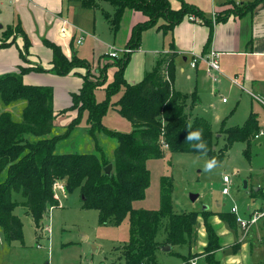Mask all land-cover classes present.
<instances>
[{"label": "trees", "instance_id": "trees-1", "mask_svg": "<svg viewBox=\"0 0 264 264\" xmlns=\"http://www.w3.org/2000/svg\"><path fill=\"white\" fill-rule=\"evenodd\" d=\"M81 2L85 8L94 10L101 8L102 3L110 4L115 11L113 15H105L115 34L127 10L142 13L147 20L134 26L127 44L132 52L140 49L144 32L152 28L167 34L187 15H196L205 20L202 11L183 2L179 10H174L168 0ZM262 2L264 0H255L248 6L233 3L232 13L238 16L250 13ZM216 15L219 16V13ZM230 15L228 13L224 21ZM216 19L220 21L219 17ZM161 21L164 24L160 25ZM16 32L24 43L20 57L29 68L20 67L19 72L0 77L2 102L6 106L25 102L19 122L14 121L10 113L0 112V231L5 241L8 244L23 241V224L14 214L18 203L13 201V194L23 195L28 214L36 227L41 229L49 212L60 206L55 185L61 183L65 187L64 193H80L83 208L99 212L101 224L113 222L120 225L130 216V241L120 250L127 264H159L158 252L164 246H187L190 253L197 244L198 217L201 212L175 214L167 195L169 190L165 189L167 178L162 181L164 192L160 210H136L133 207L135 202L145 199L150 186L149 160L163 158L166 150L171 153L205 155L203 150L195 147L199 141L186 140L188 132L202 129V140L207 146L206 156L220 162V156L218 158L214 148L215 135L208 121L193 117V109L200 103L197 93L176 91L171 84L175 55H159L154 70L140 83L129 85L125 80V71L131 53H125L114 59L113 63L96 70L100 79L95 80L91 65L79 58L75 50L69 58L59 45L46 38L42 42L52 52L51 67L45 69L40 64L32 65L29 61L32 42L21 24ZM12 35V30L0 33V50L17 45L18 37L11 39ZM110 65L116 68L114 79L105 87L106 100L98 102L96 90L106 85V71ZM81 69L86 70L82 77L83 84L78 93L71 95L70 110L62 112L77 111L76 118L67 126L65 138L71 135L84 113H87V130L96 142L98 153L59 154L57 144L61 139L51 137L56 128L54 91L50 87L26 85L23 77L31 73L66 77ZM122 89L123 95L112 104L113 97ZM111 106H116L121 116L132 124V132H114L104 126L103 119ZM222 127L224 130L225 124ZM258 132L257 118L251 114L243 126L226 128L224 134L230 146L237 141L246 142L249 146ZM100 133L117 142L113 161L107 160L99 148L97 136ZM110 164L113 166L112 174L106 175L105 168ZM202 214L209 235L208 245L204 249L206 262L221 264L215 255L221 244L209 220L213 214L205 211ZM220 216L231 229L237 228L235 214L229 212ZM161 231L164 236L159 239ZM191 259V255L184 257L186 263Z\"/></svg>", "mask_w": 264, "mask_h": 264}, {"label": "rangeland", "instance_id": "rangeland-1", "mask_svg": "<svg viewBox=\"0 0 264 264\" xmlns=\"http://www.w3.org/2000/svg\"><path fill=\"white\" fill-rule=\"evenodd\" d=\"M10 2L11 0H0V33L12 30L13 35L10 38L18 37V40H20L17 41L19 47L18 45L14 46L18 47L20 53L24 43L16 30L22 23L20 16L14 13L13 5ZM68 8L70 9L67 16L69 23L78 27L76 29L79 32L83 31L85 33L83 43L78 44L77 39L73 41L75 53L91 65L94 79H100L96 70L114 62V59L106 57L110 47H115L119 56L125 55L123 53L124 49L130 50L128 46L125 47L126 40L124 42V37H121L123 20L119 31L115 34L105 15L106 13L113 15L115 11L110 4L102 3L101 8L95 10L85 9L79 4H70ZM86 30L95 32V37L91 33H87ZM28 37L36 45L34 53H39L42 57V43L30 35ZM145 44L144 47L141 44L140 49L135 50V52L141 53L144 58L154 56L150 48L155 49L158 46L155 35L146 33ZM98 46L103 50L106 48L107 52H101L102 49L97 51ZM103 55L106 58H103ZM142 60L144 61L143 58ZM22 62L24 61L22 60ZM35 64L37 63H32V65ZM21 67L29 68L25 62ZM151 67L152 65L150 66L149 62L145 61L141 64V67H137V72L142 73L139 80L143 78L144 70L151 71L149 70ZM115 70L116 68L113 65L107 67L106 85L96 90V100L98 102L106 100L105 87L113 81ZM186 73H191V69L186 67ZM85 74L86 70L81 69L77 73L74 72L66 77L80 78L83 84L82 77ZM2 76L0 75V77ZM211 80L212 78L208 79L207 75L206 82H202L205 87V92L201 96L202 104L200 107L193 109V117L194 119L204 118L208 121L215 135L214 148L218 158L220 156V162L211 171H207L206 165L211 161L208 156L193 153H171L166 150L163 158L148 161L150 186L146 191L145 199L133 204L134 209L147 211L161 209L163 178L168 179L165 189L169 190L167 195L171 199V208L175 214H188L193 211L202 213L201 210L205 207L212 210L213 213L217 211L228 213L232 207L237 206L239 215L243 217L248 206L255 207L261 204V200H254L253 196L264 199V135L260 138H253L249 146L248 143L239 141L230 146L222 127L225 120L227 123L226 128L243 125L249 118V113L255 104L252 106L251 99L248 98L249 94H246V96L241 95L244 93L243 86L239 85L237 87L234 83H231V86L229 83L224 88H219V94L213 96L207 91V89H212ZM122 95L123 89L113 97L112 104L116 103ZM223 99H226L228 104H224ZM237 101H240L239 105H237ZM259 106L261 108L259 112L260 126L261 129H264V107ZM24 107L25 102H17L6 106L0 98V112L10 113L14 121H21ZM257 108L259 107L257 106ZM87 119L88 114L84 113L80 123L67 138H65L67 126L63 128L60 123L55 124L56 128L51 137L61 139L57 144L59 154L98 153L96 142L87 130ZM103 124L108 130L114 132L129 134L133 130L132 124L121 116L116 106L109 108L106 117L103 119ZM97 141L104 157L109 161H113L117 142L101 133L98 134ZM226 149L227 151H224ZM224 176H229L231 180L230 194L227 196L222 192ZM259 188L262 189L257 192ZM191 195H199L198 200L193 203ZM12 197L13 201L18 203L14 209V214L23 224V241L8 244L0 231V264H127L120 250L130 241L129 215L120 225L113 222L101 224L98 211L83 208L78 191L69 194L59 192L60 206L49 212L48 218L44 221V227L39 229L24 206L23 195L14 193ZM212 211H206V213L209 214ZM201 217L204 226L200 229L207 234L206 239L208 241L209 235L204 221L205 217L203 214ZM260 226L261 224L258 225L259 228ZM211 228L216 233V228L213 225ZM256 228H251V231ZM240 229L239 227L237 230L238 232L241 231L240 238L250 233V230L243 231ZM163 236L164 233L161 231L159 239ZM259 239H255L253 247L256 248L261 244ZM90 244L99 247L97 253H90ZM262 244L264 245V242ZM185 249H188L187 246H179L176 247L175 251L181 254L182 250ZM253 257L264 260V249H253ZM158 261L159 264L183 263L177 255L164 254L161 250L158 252ZM201 264L203 263L201 262Z\"/></svg>", "mask_w": 264, "mask_h": 264}, {"label": "crops", "instance_id": "crops-1", "mask_svg": "<svg viewBox=\"0 0 264 264\" xmlns=\"http://www.w3.org/2000/svg\"><path fill=\"white\" fill-rule=\"evenodd\" d=\"M81 1L83 0H11L10 4L13 5L14 13L20 16V21L26 33L36 38L43 46V50L41 51L43 55L40 57L39 53H34L36 45L32 43L31 56L29 57L30 63L35 62L45 69L51 67L52 52L43 45V38L59 45L67 57L70 58L73 55V40H78L81 33L76 29L78 27H75L68 21L69 18L67 16L70 13L68 6H70V4H79L85 8ZM168 1L174 10H179L182 6V2L190 7L199 9L202 11L205 20L196 15H187L179 25L167 34L158 31L157 28H152L144 32L142 36V46H146V33L155 35L158 46H156L155 49L150 48L151 52L154 54L152 57L147 56L144 58L139 52L131 53V59L125 71L126 82L129 85L140 83L149 72L154 70L159 55L173 53L175 55L174 71L171 78L172 80H170L174 90L188 94L196 92L200 99V103L196 106L197 108L202 104L201 96H203V92H205L203 83L206 82L207 75L208 79L212 78L211 81L213 84L212 89H207V91L213 96L219 94V88H224L229 83L230 86L231 83H234L237 87L242 85L244 93L241 95L246 96V94H249L250 96H248V98L251 99L252 106L255 104L249 113L250 115L254 114L256 116L259 127V132L255 134L254 138L262 137L264 135V129H261L260 126L261 120L259 112L261 108L259 105L264 107V2L258 5L252 12L238 16L232 13L234 4L237 6H248L255 0ZM217 12L219 16L216 15ZM228 13H231V15L224 21V17L227 16ZM190 17H195L198 20L192 21ZM218 17L220 18L219 22H217L216 19ZM146 20V17L142 13L131 10L125 12L122 24L123 33L121 36L124 37V42L126 40L125 47L128 44L134 26ZM63 21L69 23L66 27V34L62 33V29L64 28ZM162 24H164V21L160 22V25ZM88 32L95 37V32L89 30L87 33ZM18 47L13 46L0 50V75L17 73L19 68L24 65ZM101 49L102 48L98 46L97 51ZM105 51L107 52L106 48L101 50V52ZM213 54L217 56L220 65V74L210 72L205 61H199L196 67L192 68L191 64L195 59L201 57L207 60L211 58ZM103 58H106L105 55H103ZM142 58L145 62H149L152 67L149 69L151 71L145 69L144 75H142L143 78L139 80L142 73L137 72V67H141V64L144 62ZM186 67L191 69V73H186ZM24 82L26 85L50 87L53 89L56 125L60 123V126L64 128L76 118L77 111L62 112H65L64 110L67 109L70 110L69 108L72 106L71 95L73 93H78L82 86V80L80 78L74 76L56 77L51 74L31 73L25 76ZM223 103L228 104V101L224 102L223 99ZM239 103L240 101H237V105H239ZM257 106L259 108H257ZM223 124L226 126V120ZM261 132L263 135H259ZM258 135L259 137H256ZM253 199H260L261 204L255 207L248 206L247 212L243 216L245 219H248L253 211L264 207V199L257 196H253ZM259 206L261 207L259 208ZM201 211L206 212L212 210L203 208ZM195 212L200 213V211ZM212 214L209 220L216 228V233L221 244V248L215 255L221 264H264L263 259L260 260L253 257V249H264V245L262 244L264 242V219L258 224H261L260 228L258 225H254L255 227L253 226L252 229L258 228L253 231L250 229V233H248L247 236H242L240 238L239 234L241 231H237L239 226L236 225L237 228L231 229L228 224L222 220L220 215L225 213H220L218 211L213 213L212 211ZM201 216L200 213L198 217L199 231L197 244L190 253L188 249L182 250L181 254L176 253V247H172L171 252H164L162 249L161 251L164 254L177 255L181 258V262L183 263L185 262L184 257L191 255L194 256L191 260H196V264H201V262L207 264L204 249L207 247L208 241L206 239L207 234L200 229L204 226ZM240 216L242 217V215ZM256 238H260L259 241L261 244L255 248L253 247V242Z\"/></svg>", "mask_w": 264, "mask_h": 264}, {"label": "built area", "instance_id": "built-area-1", "mask_svg": "<svg viewBox=\"0 0 264 264\" xmlns=\"http://www.w3.org/2000/svg\"><path fill=\"white\" fill-rule=\"evenodd\" d=\"M190 20L197 21L198 19H196L195 17H190ZM213 20H214V18H213ZM68 25H69V23L67 21H63V26H64V28L62 29V33L63 34L67 33L66 27ZM80 33H81V36L77 40L78 44H81L84 41V34L85 33L83 31H80ZM109 49L110 50H109V52L107 54L108 58H110V59H118V58H120L119 54L117 53L118 51L116 50L115 47H110ZM123 53H132V51L124 49ZM199 61H205L207 63V65H208V67H209V71L210 72H216V73H219V74L221 73L220 72V65H219L217 56L215 54H213L212 57L207 59V60H204L203 58L198 57L191 64L192 68H195ZM214 80L216 81L215 77H214ZM224 102H226L225 99H224ZM259 135H263V133L261 132ZM259 135L256 136V137H259ZM165 148H167V146H165ZM223 182H224V188H223L222 192H223L224 195L227 196V195L230 194L231 180H230L229 176H224L223 177ZM55 189L58 192H63L64 193V191H65V187L61 183H57L55 185ZM56 198H58V195L56 196ZM231 213L235 214V216L237 218V223H238L239 227L243 231H249L254 225L258 224L261 220L264 219V207L253 211L251 216L248 219H245V218H243V217H241L239 215L237 206H234L231 209ZM182 264H196V261L195 260H191L188 263L184 262Z\"/></svg>", "mask_w": 264, "mask_h": 264}, {"label": "clouds", "instance_id": "clouds-1", "mask_svg": "<svg viewBox=\"0 0 264 264\" xmlns=\"http://www.w3.org/2000/svg\"><path fill=\"white\" fill-rule=\"evenodd\" d=\"M186 140L187 141H193V140L199 141V143H197L195 145V147L198 150H203V153L206 155V153H207V146H206V144L202 140V129L196 130L194 132H188L187 133V136H186ZM216 166H217V161L215 159H212L211 161H209L207 163L206 170L207 171H211Z\"/></svg>", "mask_w": 264, "mask_h": 264}, {"label": "water", "instance_id": "water-1", "mask_svg": "<svg viewBox=\"0 0 264 264\" xmlns=\"http://www.w3.org/2000/svg\"><path fill=\"white\" fill-rule=\"evenodd\" d=\"M112 171H113L112 164L108 165L105 168V174L106 175H111L112 174ZM257 191H259V189ZM198 198H199V195H191V201L193 203L196 202L198 200ZM204 209H207V208H204ZM90 247H91V250H90V253L91 254H95V253L98 252L99 247L97 245L90 244ZM162 251H164V252H171L172 251V246H164V247H162Z\"/></svg>", "mask_w": 264, "mask_h": 264}]
</instances>
